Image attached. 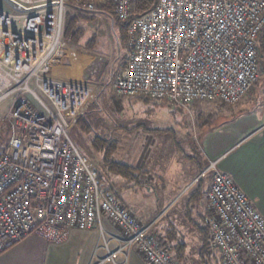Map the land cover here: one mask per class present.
<instances>
[{
    "label": "built area",
    "instance_id": "2783aa9c",
    "mask_svg": "<svg viewBox=\"0 0 264 264\" xmlns=\"http://www.w3.org/2000/svg\"><path fill=\"white\" fill-rule=\"evenodd\" d=\"M134 1L0 0V104L11 101L0 152V254L30 235L59 245L74 230L98 229L107 255L97 264H127L134 248L149 264H179L70 137L95 98L88 84L53 76L66 14L107 7L128 23L117 95L187 110L198 101L237 104L258 82L264 0H158L143 15ZM208 171L212 251L221 264H264L263 216L216 162Z\"/></svg>",
    "mask_w": 264,
    "mask_h": 264
},
{
    "label": "crops",
    "instance_id": "0c3cea01",
    "mask_svg": "<svg viewBox=\"0 0 264 264\" xmlns=\"http://www.w3.org/2000/svg\"><path fill=\"white\" fill-rule=\"evenodd\" d=\"M126 43L120 45L118 72L127 62ZM258 46L259 43L257 49ZM88 53L83 48L71 49L68 53L71 65H66L67 54L59 52L53 60V76L85 82L82 73L90 60ZM260 55L263 59L264 53ZM117 70L114 69V74ZM197 106L194 105L192 113L189 108L178 111L152 101L136 100L127 104L125 112L129 113L131 123L137 120L141 132L135 137L132 132L122 131L124 143H119L113 152L110 169L122 180L118 186L136 182L147 194H155L160 199L158 214L150 218L132 200L121 198L142 225H153L175 259L184 264H221L219 253L208 254L205 245L206 219L210 214L202 206L212 179L198 183V177L202 169L208 170L210 164L216 162L218 170L233 179L264 218V106L256 102L255 95L233 109L220 108L212 112L210 107L201 110ZM82 123L83 120L80 125ZM117 153L121 155L117 157ZM118 164L128 171L122 169L121 174L122 170L114 166ZM100 174L108 182L109 176L104 169ZM176 207L173 220L183 230L180 237L167 232L163 223ZM204 220L205 227L201 226ZM103 223L108 233L119 234L106 218ZM100 245L98 229L74 230L68 240L59 245L30 235L2 252L0 264H97L107 255ZM115 249L116 244L112 243L111 250ZM127 264L149 263L134 248L128 255Z\"/></svg>",
    "mask_w": 264,
    "mask_h": 264
},
{
    "label": "rangeland",
    "instance_id": "374dc122",
    "mask_svg": "<svg viewBox=\"0 0 264 264\" xmlns=\"http://www.w3.org/2000/svg\"><path fill=\"white\" fill-rule=\"evenodd\" d=\"M133 10L136 11V1H134ZM67 15L77 19L75 31H80V35L77 43L68 41L64 36L65 43L60 52H62V54H67L65 61L66 65L70 64L68 53H70L71 49L83 48L89 52L88 54L90 60H88L85 71L82 73V80L84 79L85 82L81 83H86L92 88L95 98L91 108L86 113L87 115H85L87 118L85 117L86 119H84L83 117L74 127H72L70 131V137L75 146L90 164L97 167H102V169L105 170V173L109 176L107 183L111 184V188L116 191V195L118 197H121L124 201H127V199L132 200V202L141 207V209L144 210V212L150 218H153L159 212L158 208L160 207L161 203V201H159L160 199L157 198L155 194H147L143 186L137 184L136 182H132L131 184L124 187L118 186L122 180H119L118 175L111 171L110 165L113 164V152L117 150L119 143H124L122 131L127 130L132 132L133 136L138 135L139 132H141L137 128V120L132 121L134 123H131L128 116L129 113L127 114L125 112L127 104L130 102L133 103V101L136 100L143 102L146 101L148 103L152 101V103L156 102V104L161 106H163L165 103L153 101L146 97H121L116 94L115 78L118 73L114 74L116 73V71L114 72V69L117 70L116 64L119 58L120 45H125L126 38L120 27V21L109 8L100 7L94 12H86L78 9L77 7H70L66 16ZM263 32L264 29L260 33L258 40L259 80L250 90L247 96L242 101L234 105L217 102L220 104L216 103L215 105L212 104L214 105L212 106L210 103L213 102L209 101L192 102L189 104L190 112L194 109V105H198L197 108H201V110H206L207 107H210L209 109L212 112L220 110V108L233 109V107L242 104L246 100H249L252 95H255L256 102H259L264 106V63L260 55V39ZM126 47L128 55L127 43ZM127 55L126 57L128 58ZM69 80L72 82H78L74 79ZM10 104V100H6L0 104V149L4 148L5 146L6 132L8 129L7 123L4 120V116ZM166 108H172L178 111H186L185 109H176L172 106H166ZM190 118L192 119L193 117L190 116ZM82 120L83 123L80 125ZM120 155L121 153L116 154L117 157ZM195 156L199 157L198 154H195ZM106 174L104 175L105 177H107ZM211 174L212 171H208L207 169L203 171L202 169L198 178L200 179L201 177V180L205 182V179L207 180V178L212 179ZM177 208L178 207L168 213L167 217L163 219V223L166 226L165 230H167V232L180 237L183 234V230L181 227H179L177 222H174L173 220V216L177 211ZM203 208L204 210L207 209L208 214L211 213L206 198L205 203L202 206V209ZM135 217L140 226L146 227L142 225L136 215ZM204 225H206L205 220L204 224H201V226L204 227ZM157 232L158 231L153 229L152 235L157 238L158 244L164 247L167 253L173 258L171 249H168L165 244L162 243L161 237L157 235ZM211 252L213 251L209 252L208 250V254H211ZM243 258L247 259V256L243 255ZM176 261L179 264H184L177 258Z\"/></svg>",
    "mask_w": 264,
    "mask_h": 264
},
{
    "label": "trees",
    "instance_id": "16d2710c",
    "mask_svg": "<svg viewBox=\"0 0 264 264\" xmlns=\"http://www.w3.org/2000/svg\"><path fill=\"white\" fill-rule=\"evenodd\" d=\"M157 1L158 0H136V11H135L136 15L146 14L148 11H150L151 9H153L155 7ZM76 23H77V19L72 18V17H69L68 15L66 16L65 28H64L65 29L64 30V36H65V38L68 41L74 42V43H77L78 42L79 35H80V31L79 32H76L75 31ZM119 24H120V27H121L123 33L125 34V38L127 40L126 29H127L128 23H126V22H121L120 23L119 22ZM260 40L262 41L261 48L260 49H261V52L264 53V51H263L264 50V32H263ZM263 63H264V57H263ZM85 115H87V114H85ZM85 115L83 116L84 119L87 118ZM83 117H81L80 119H82ZM79 120H78V122H79ZM4 151H5L4 148L0 149V152H4ZM112 165L113 164H111V166ZM114 166L118 167L120 170L124 169V168H122L124 166H120V165H114ZM124 170L128 171V168H126ZM120 173L123 174V170ZM201 181L202 180H201V177H200L198 183H201ZM206 229H207V239H206V244L205 245H206L207 252H208V250L210 252V251H212V249H211V243H210V238H209V229H208V226L207 225H206ZM214 253L215 252H211V255H213ZM173 259H175V258L173 257Z\"/></svg>",
    "mask_w": 264,
    "mask_h": 264
}]
</instances>
